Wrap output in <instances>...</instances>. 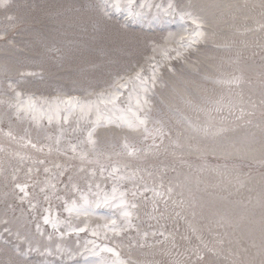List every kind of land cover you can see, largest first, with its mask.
<instances>
[{"label": "rangeland", "instance_id": "rangeland-1", "mask_svg": "<svg viewBox=\"0 0 264 264\" xmlns=\"http://www.w3.org/2000/svg\"><path fill=\"white\" fill-rule=\"evenodd\" d=\"M98 2L10 0L12 8L8 12L0 10V35L5 36V39H0V99H14L15 93L8 87L12 83L22 97H33L38 108L47 110L54 102L53 97L74 95L81 101L95 100L96 94L107 93L119 82H123L121 77L128 79L141 68L144 69L143 74L150 75L149 58L154 55L153 44L163 45L169 33L176 35V28L182 27L179 18L170 19L168 23L159 26L129 24L122 28V18L113 17L107 21V32H93L91 29L82 32L77 24L78 19L95 15L94 12L86 13L82 5ZM177 2L186 8L191 6L194 12L203 17V30L207 35L204 42L197 45V51L190 54L186 61L172 60L161 69L164 86L158 85L150 97L152 115L159 117L163 114L172 134L171 140L166 138L158 152L153 150L145 155L141 151L138 155L129 156L122 148L125 135L129 145L136 149L146 148L152 143L151 139L144 141L140 134L124 133L111 127L98 128L96 139L99 163L81 161L70 151L64 154L67 138L62 139L61 151H57L55 137L59 134V128L55 122L49 125L44 119L42 128L37 129L30 119L18 120L14 110L9 109L7 104H0V249L11 248L16 244H20L22 249L26 247L17 239V234L34 237L42 246L47 243L36 233L38 224L45 236L53 231L43 223L45 209H50L54 216L70 221L74 226L82 227L88 223L94 227L103 224L100 216L110 215L108 209H98L99 215L87 218H77L74 214L69 216L65 211L66 203L70 206L73 199L79 202L80 196L79 192L72 191L68 177L71 176L72 183L77 184L85 194L90 182L93 191L98 183L101 190L111 192L114 182L108 177L107 171L101 176L100 167L110 170L113 165H119L126 175L136 174L135 180L121 181L118 188L120 191H128L127 198L138 206L132 221L133 227L114 238L120 245L123 258L130 259L134 264H173L178 252L182 253L198 243L192 233V229H196L209 246L219 247L216 240L220 238L225 241L223 255L219 258L209 256L210 264H232L235 257L228 256L229 248L239 252L243 264H261L264 260L258 251L261 243L258 224L251 234L247 224L241 232L236 233L230 228L216 225L221 216L234 219L245 212V205L248 206L249 218L259 220L260 210L253 209V205L264 188V166L250 158L226 157L218 148L213 151L219 143H239L252 132L257 134V138L260 135V130L254 127L264 121L259 75L264 71V13L259 7L260 0ZM62 8H65L64 13L61 12ZM204 10L207 15H204ZM8 15L22 19L12 22L6 18ZM187 27L191 29L193 26L189 22ZM121 33L137 37L138 42L132 48L121 50L113 42V37ZM69 40L82 41L81 46L74 48L71 55L48 51ZM157 59H160L158 54ZM234 59L238 63H231ZM169 66L176 70L175 73L168 72ZM237 69L242 71L245 80L241 89L229 90L204 78L216 76L218 70L233 72ZM131 88L129 84L128 89L122 90V107H127ZM221 96L225 102L229 99L239 102L242 99L244 107L253 111L254 115L237 121L225 112L224 124L234 131H229L220 141L188 139L187 133L177 136V132L183 131L185 127L182 118L201 123L207 119L204 113L195 110V105H202L204 98L219 99ZM251 102H255V109L251 108ZM213 115L216 116L215 113ZM236 115H239L238 111ZM247 120H252L253 124H247ZM149 128H152L151 124ZM8 132L16 136V140L10 139ZM79 139L73 138V142L78 143ZM28 140L37 144V148H32ZM172 141H177L179 146ZM40 148L43 151L38 150ZM20 157L25 159L21 160ZM90 159L94 160L95 157ZM41 160L43 164L39 163ZM45 168L49 172L45 173ZM65 170L63 177L57 175L59 171ZM93 171L94 177L91 176ZM13 173L17 176V182L29 185L30 196L24 202L19 200L20 193H13ZM53 177L60 198L52 196L45 200V194L40 189L45 186L46 179ZM161 182L163 189L160 188ZM142 184L165 193L168 187H172L171 198L165 202L155 197L153 191L143 192L142 188L140 191L143 194L133 198L131 191ZM4 193L9 195L5 197ZM181 200L185 201L184 206L179 204ZM29 201L37 207L30 210ZM192 201L196 202L195 208L189 206ZM9 205L12 207L9 208ZM5 228L10 232H5ZM153 232L157 235L153 236ZM161 232L163 235L159 234ZM226 232L228 235H225ZM144 233H148V236L142 241ZM90 239L93 237L88 233H80L79 236L73 234L65 237L63 242L75 249L78 240L82 250ZM253 241L257 247L251 246ZM55 242L54 236L53 250ZM141 242L145 243V247H139ZM148 244L152 247H148ZM27 259L28 264H66L67 261L66 257L58 259L55 255L41 256L37 253H30ZM72 264H83L82 257H77Z\"/></svg>", "mask_w": 264, "mask_h": 264}, {"label": "snow or ice", "instance_id": "snow-or-ice-1", "mask_svg": "<svg viewBox=\"0 0 264 264\" xmlns=\"http://www.w3.org/2000/svg\"><path fill=\"white\" fill-rule=\"evenodd\" d=\"M259 7L264 13V0H260ZM12 8L10 0H0V10L8 12ZM82 9L87 12H94V16H89L87 19L80 18L77 21L78 26L82 32H87L91 29L93 32H107V21L113 17L122 18L120 23L122 28H126L129 24L134 25H146L148 27L164 25L169 22L170 19L179 18L183 27L182 35L178 37L172 33H169L165 38L164 44H153L152 50L154 55L149 58V72L150 75H145L144 69L141 68L135 73L134 76L125 79L121 77L122 83H119L117 87L111 92H100L96 94L95 100L81 101L76 97H68L62 100L54 101L47 110L44 108H38L35 101L31 97L27 99L23 98L19 91L15 90V86L9 83L8 87L15 95L14 99L4 100L0 99V104H7L8 108L14 110L17 119H30L37 129L42 128V121L47 120L51 125L53 122L59 128V134L55 137V144L57 151H61L60 145L64 138H67V148L64 149V154L70 151L73 156L78 157L81 161H88L89 163H99L98 155V140L96 139V133L98 128H114L124 133H137L140 134L144 141L151 139L152 143L144 149H136L129 145L127 136L122 145L123 150L127 151L129 156L138 155L141 151L145 155L151 153L153 150L158 152L164 140L167 138L171 140L172 130L167 126L163 114L159 117H153V108L151 105L150 97L154 93L155 88L159 85L164 86L162 80L161 69L172 60L186 61L188 56L197 51V45L204 42L206 38V32L203 30L205 21L203 17L192 10L191 6L187 8L178 3L177 0H99L95 4L82 5ZM9 21H17L18 19L14 15H8L6 17ZM193 26L191 29L187 27L188 23ZM264 27V25H262ZM0 39H5L4 35H0ZM113 42L123 50L125 48H132L135 43L138 42V38L135 36L129 37L126 33H121L113 37ZM80 40H69L66 44L60 47L54 46L49 48L48 51H55L62 55H71L74 48L81 46ZM157 54L160 59H157ZM231 63H238L237 60H232ZM168 72L175 73L173 67L167 68ZM35 73H28V75H34ZM24 75V73H21ZM261 85V114L264 116V71L260 74ZM205 79H210L215 85L232 89H241L245 83L242 71L239 69L233 72H225L218 70V74L214 77L205 76ZM129 84L132 85L127 97V107H122L120 103V97L123 95L122 90L128 89ZM91 95V93L89 94ZM237 95H240L238 93ZM134 102V103H133ZM189 103H192L189 101ZM195 110L198 113H204L207 119L201 123L199 121H192L187 118H182V122L185 127L183 131L177 132V136L187 133L188 139H206L214 142L222 140L226 137L229 131H234L225 126V112L229 116H234L237 121L244 120L246 116L254 115L253 111H249L244 107V102L241 99L239 102H234L229 99L225 102L224 97L219 99L204 98L202 105H195ZM251 108L255 109V102H251ZM237 111L239 115H236ZM216 114L214 116L213 114ZM218 117V122H217ZM247 124L252 125V120H247ZM152 128H149V125ZM255 128L260 130L259 138L255 132L249 133L239 143L226 142L215 145L213 151L218 148L222 154L226 157H236L239 159L250 158L254 162L264 166V121L254 125ZM7 136L16 140L11 132L7 133ZM73 138H80L78 143L73 142ZM23 139V138H21ZM49 140L52 137H48ZM27 143L32 148L36 149L37 144L28 140ZM176 146L177 141H172ZM259 145V147H257ZM43 151V148L38 149ZM49 147V151H51ZM258 154V156H257ZM95 157V159H90ZM21 160L25 157H20ZM39 163L43 164L41 160ZM59 167V166H57ZM127 166L125 165L124 168ZM84 169H81L83 171ZM45 173L49 172V169L45 168ZM107 171L109 178L113 180V187L111 192L103 191L100 185H95V191L91 182L88 185L87 194H85L77 184L72 183V177H68L69 184H71L73 192H79V202L73 199L71 205L65 207V211L72 216L73 214L79 218L81 216L87 218L90 215H99L98 209L105 208L111 211L110 215L100 216V219L104 221L103 224H96L94 227L88 223H84V226L73 225L70 221L61 220L54 216L50 209H45V215L43 216V223L52 228V232L45 236L44 231L40 225L36 226V233L40 237L44 238L47 243L43 246L34 237L28 235L20 236L17 234V239L21 240L26 247L21 248L20 244H16L11 248L0 249V256L6 258H0V264H28V255L30 253H37L41 256H53L58 259L63 257L67 258L66 264H72L77 257H82L83 264H134L130 259L122 257L120 251V245L116 243L115 237H119L122 232L133 227V217L137 204L134 201H130L127 197L128 191H120L118 185L124 180H135L136 174L132 173L130 176L126 175L119 165H113L110 170L104 166L100 167L101 176ZM31 172V169H29ZM66 174L65 171H59L58 176L63 177ZM91 176H95V171L91 173ZM142 179V178H141ZM7 180V178H6ZM52 179H46L45 186L40 189L44 193V199L49 200L52 196L59 199L57 183ZM11 182L13 185V193H20L19 200L24 202L30 196L28 191L29 185L17 182V176L15 173L11 176ZM243 183V181H239ZM143 192L153 191L155 197H160L165 202L171 198L173 192L172 187H168L166 193L161 190L151 189L147 184H142L140 187L131 191L130 195L135 198L137 195H142ZM160 188L163 189V183L161 182ZM9 193H4L7 197ZM173 203H177L173 201ZM30 210L35 209L37 205L29 201ZM181 206L185 205V201H179ZM190 207L195 208L196 202L192 201L189 204ZM9 208L12 206L9 205ZM248 206L245 205V212L241 213L236 218H229L221 216L216 225L220 228H230L233 233L241 232L245 224L248 225V232L251 234L254 231L255 226L258 224L260 231L261 243L259 246V254L264 256V188H262L261 194L257 198L253 209L259 208L260 218L258 221L250 219L247 215ZM155 211V209H154ZM177 216L180 213H176ZM195 215V212H193ZM5 232H10L5 228ZM80 233H88L93 239L88 240L82 247L77 240L76 248L72 249L63 242L65 237H69L73 234L79 236ZM193 236H195L198 243L190 248H186L184 252L177 253V258L174 259L173 264H210L208 260L209 256L221 257L225 243L223 238L216 240L215 246H209L204 241L203 237L198 235L196 229H192ZM163 235V233H159ZM153 236L157 233L153 232ZM218 235V234H217ZM225 235H228L226 232ZM54 236L56 237L55 247L53 250L52 243L54 242ZM148 236V233H144L141 238L142 241ZM167 239V237L165 238ZM185 239H188L185 237ZM160 243V241H157ZM231 243V241H230ZM237 246L239 245V239L236 240ZM152 247L151 244L147 245ZM252 247H257L255 241L252 242ZM139 247H145V243H139ZM175 248V244H173ZM244 251H247L244 249ZM171 254V253H168ZM228 256L235 257L232 264H243L240 260L239 252H233L231 248L228 249ZM264 264V260L261 261Z\"/></svg>", "mask_w": 264, "mask_h": 264}, {"label": "bare ground", "instance_id": "bare-ground-1", "mask_svg": "<svg viewBox=\"0 0 264 264\" xmlns=\"http://www.w3.org/2000/svg\"><path fill=\"white\" fill-rule=\"evenodd\" d=\"M63 7H64V6H63ZM65 8H67V7H65ZM65 8H62V9H61V12H62V13L65 12ZM70 9H71V8H70ZM204 15H207V13L205 12V10H204ZM175 34H176L177 37H178L179 35L184 34V33H183V28H182V27H178V28H176V32H175ZM111 50H113V49H111ZM113 51H115V50H113ZM119 83H122V82H119ZM119 83H118V84H119ZM118 84H117L116 86H114V87H113L110 91H108V92L113 91L114 88L118 86ZM28 97H31V96H26V97H23V98L27 99ZM68 97H76V96H74V95H59V97H58V96L53 97V100H52V101L66 99V98H68ZM31 98H32L33 101H35V99H34L33 97H31ZM76 98H77V97H76Z\"/></svg>", "mask_w": 264, "mask_h": 264}]
</instances>
